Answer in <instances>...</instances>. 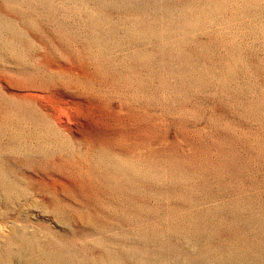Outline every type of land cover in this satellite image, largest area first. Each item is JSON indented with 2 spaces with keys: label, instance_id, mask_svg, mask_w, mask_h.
<instances>
[{
  "label": "rangeland",
  "instance_id": "obj_1",
  "mask_svg": "<svg viewBox=\"0 0 264 264\" xmlns=\"http://www.w3.org/2000/svg\"><path fill=\"white\" fill-rule=\"evenodd\" d=\"M0 264H264V0H0Z\"/></svg>",
  "mask_w": 264,
  "mask_h": 264
},
{
  "label": "bare ground",
  "instance_id": "obj_2",
  "mask_svg": "<svg viewBox=\"0 0 264 264\" xmlns=\"http://www.w3.org/2000/svg\"><path fill=\"white\" fill-rule=\"evenodd\" d=\"M211 21V20H210ZM22 244V243H21ZM27 259V258H26ZM27 261V260H26Z\"/></svg>",
  "mask_w": 264,
  "mask_h": 264
}]
</instances>
